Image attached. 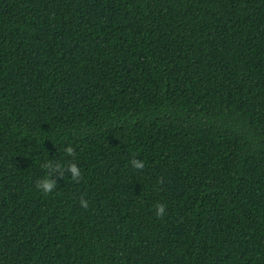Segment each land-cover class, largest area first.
<instances>
[{
    "label": "trees",
    "instance_id": "16d2710c",
    "mask_svg": "<svg viewBox=\"0 0 264 264\" xmlns=\"http://www.w3.org/2000/svg\"><path fill=\"white\" fill-rule=\"evenodd\" d=\"M0 264H264V0H0Z\"/></svg>",
    "mask_w": 264,
    "mask_h": 264
},
{
    "label": "clouds",
    "instance_id": "9594fccd",
    "mask_svg": "<svg viewBox=\"0 0 264 264\" xmlns=\"http://www.w3.org/2000/svg\"><path fill=\"white\" fill-rule=\"evenodd\" d=\"M64 152L68 157L72 159L59 161V160H46L41 164V168L45 170V175L36 181V188L44 195L51 194L57 187V177L63 178L65 173H69L71 178L77 183L80 182L82 173L75 162L76 152L71 144H68L64 148ZM131 167L136 170H143L144 161L136 158L135 156L130 160ZM81 207L87 209L89 204L83 197L79 201ZM166 210V205L163 203H157L155 205V215L158 218H163Z\"/></svg>",
    "mask_w": 264,
    "mask_h": 264
}]
</instances>
